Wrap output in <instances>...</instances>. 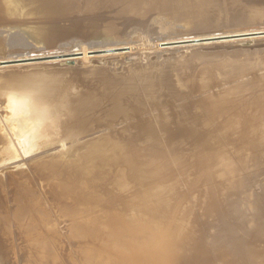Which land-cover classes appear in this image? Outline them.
Returning <instances> with one entry per match:
<instances>
[{
    "label": "bare ground",
    "instance_id": "1",
    "mask_svg": "<svg viewBox=\"0 0 264 264\" xmlns=\"http://www.w3.org/2000/svg\"><path fill=\"white\" fill-rule=\"evenodd\" d=\"M81 5L87 17H81ZM61 12L69 14L67 23L73 35L101 41L57 54L49 52L56 41L52 29H21V20H30L28 16ZM162 16L191 30L264 21V0H0L2 68L7 69L11 62H22L18 67L77 62L79 55L82 59L92 52L100 53L99 60L110 55L102 52L132 48L139 40L169 45L172 30L168 21L152 19ZM246 34L253 33L211 34L186 46L233 43L236 40L225 38ZM22 48L33 51L15 50ZM198 53L179 64L177 73L174 69L170 76L162 66L148 61L123 70V79L107 78V66L90 61L77 71L67 67L44 70V74L26 72L12 76L11 82L0 77V104L4 105H0V124L4 126H0V145L4 146L0 155L35 158L29 156L27 146L20 147L19 139H35L38 148L48 144L47 150L60 144L56 159L37 161L28 172L58 173L61 178L67 171L71 182L78 180L86 188L73 200L66 191H46L36 178L30 181L40 190L32 195L25 189L22 192L29 195L14 197L13 214L1 201L0 264H215L214 255L221 264H264V214L257 216L244 204L254 194H264V172L256 188L250 176L238 173V162H222L230 148L241 147L245 134L256 136L249 132L253 127H262L264 133V49L205 53L208 57ZM133 74L140 81L126 79ZM222 83L228 86L220 91ZM148 100L151 104L147 106ZM147 109L158 112L147 116ZM2 111L10 119L3 118ZM179 141L191 142L193 150L176 155L169 146ZM67 143L76 145L71 159L62 158ZM258 158L264 161V146L253 157ZM215 160L223 170L215 181L221 190L207 194L205 200H199L200 194L194 190L180 195L172 191L186 184L185 180L174 183L178 172L191 170L200 176L206 174V167L215 166L210 165ZM119 163V171H112ZM193 166L197 170L190 168ZM139 168L150 173L148 180L136 181ZM261 169L264 171V162ZM130 182L140 184L130 186ZM40 196L49 205L50 215L45 209L30 210ZM105 204L107 214L94 210ZM196 208L201 214L195 213ZM133 211L139 217L132 216ZM36 214L44 221L54 219L52 227L42 228ZM212 219L217 222L213 227L209 224ZM191 226L197 228L196 233H188L194 231ZM200 226L213 232L212 238ZM249 237L256 249L246 247ZM95 250L99 255L93 254Z\"/></svg>",
    "mask_w": 264,
    "mask_h": 264
},
{
    "label": "rangeland",
    "instance_id": "2",
    "mask_svg": "<svg viewBox=\"0 0 264 264\" xmlns=\"http://www.w3.org/2000/svg\"><path fill=\"white\" fill-rule=\"evenodd\" d=\"M83 6L82 5H81V7L78 6V9L80 11V15H81V17H87L89 14L84 12L85 9ZM160 11H163V9L156 10L155 12L160 13ZM68 15L69 14L67 12H61V13L55 14V15L52 14V15H43V16H28V18L30 17L29 18L30 20L27 21L26 18L22 19L20 26H22L21 29L27 30L30 32H32L34 29L37 30L39 28L40 29H46V30L52 29L51 31L55 32L54 36L56 37V39H55L56 41L55 40L54 41L56 43L55 42L52 43V45H54V46H51L52 48L49 49V52L50 51L53 52V50H54V52H57V54H59L61 51L62 52L63 51L64 52L71 51V49H75L76 47H82V46L85 47L86 43H88V42H99V41H101L100 39L85 40V38L82 36L73 35L72 34L73 31L71 32V30L69 29L70 28L69 22L67 23ZM9 17H11V16H9ZM167 18L168 17H166V16H162V17H157V18L153 17L152 19H154L153 22H159L158 20L160 19L165 24L168 21L167 27L170 30H172L171 33H169V35L167 37L170 40V42H169L170 44L169 45H163L162 44L163 41H157V42L151 44L149 39L144 40V41L139 40L136 42L137 45L132 47V48H127V49L120 50V51L116 50V51L109 52L108 54H110V55L102 56L105 58V59L103 58L104 60L108 61L107 65H106L107 67L104 66V67H106L104 69H106L108 71L107 78H114V77L122 78L120 73H122L123 70L125 71V69L139 68L140 66L147 65L148 61H149L148 64H150V63L153 64V62H154V63L162 66L161 68L164 69L165 74L167 76H170L172 74L171 72L174 69H175L174 70L175 73H177L176 71H178L179 64L183 63L184 61H186L187 59H189L193 55L197 54L198 52H200L198 54L203 53L205 55V57L209 56V54H207L208 56L205 54L208 52L197 51L198 49H203V46L202 47L200 46L201 48L200 47L199 48L196 47L193 49L187 48V46L190 47V45H195L196 42H192V41H194L198 37L201 38L202 36H206V35L209 36L211 34H219L218 36H220L223 33L222 32L216 33L217 31H221L224 29L226 30V29L245 28V27H250V26H259V25H262L260 23H264V21L259 19V20H256V22L240 21L237 24H229V25H222V26H217V27H213V28L192 29L191 30V29H189L185 26H182V25H180V27H179L178 23H175L172 20H168ZM41 20L44 22H42ZM44 23H46V24H44ZM54 24H56V25H54ZM57 24H59V26ZM61 25H63V26H61ZM60 27H61V29H60ZM248 32L252 33L254 31H245V33H248ZM226 33H229V32H226ZM234 33L240 34V33H243V31H234L233 34ZM254 34H256V33H254ZM74 38L77 40H75ZM160 38L161 37H158L156 39L160 40ZM251 39L264 40V36L258 37V38L254 37ZM235 40L236 41L235 42L233 41V43H237V42L242 41L240 39H238V40L235 39ZM71 41H75V42H71ZM171 41H173V42H171ZM181 41L183 43H181ZM188 41H191V42H188ZM31 42L33 43L34 41L31 40ZM40 42L43 43L45 41L41 40ZM60 42H61V45H60ZM41 43H39V44H41ZM68 43H70L73 46H71V48H70V47L64 45V44H68ZM192 43H195V44H192ZM62 44L64 45L65 48L62 46ZM197 44H200V43L197 42ZM227 44H232V42L227 43ZM180 45H181V48L178 47ZM184 45L185 46L187 45L186 48ZM74 46H76V47H74ZM209 46H212V45H208L204 48H209ZM22 49L23 50H21V49L20 50L15 49V50L17 52H20V51L21 52H26V51L31 52V51H33V49H27V50H26V48L25 49L22 48ZM189 49L190 50L197 49V50L196 51H187ZM262 49H264V48H262ZM238 50H250V49H235V50H231L228 52H233V51H238ZM254 50H261V49H253L252 51H254ZM222 51H225V50H222ZM212 52H221V51H212ZM113 53H117V55L116 54H115L116 56L111 55ZM127 53H129V54H127ZM178 53H179V56H177V57L167 58V59L163 58V56L165 54H178ZM12 55H14V53L10 54V56H12ZM102 55H106V54H102ZM210 55L213 56V54H210ZM98 56L99 55L90 57L88 55L82 59H81L82 55H81V57L78 56V58H80L78 61H81L82 65L81 66L75 65L72 67H68L67 69H71V70L74 69L75 71H77V69H81V67L82 68H84L85 66L87 67V65L90 64V61L98 60L97 59ZM11 59H14V58H11ZM153 59H156V61H154ZM99 60H102V58H100ZM1 62H2V60H0V69H2L3 71L0 72V73H2V74H0V77H7V80H6L7 82H9V81L11 82L12 76L17 75V74H27V73L28 74H31V73H40L41 74L44 70H48V69H43V70L42 69H34L33 72H32V70H31V72H30V70H28V71L20 70L21 71L20 72L19 70L13 69L16 65H13V66L11 65L10 67H8L9 69L8 68L7 69L2 68L4 66V64H2ZM46 64H55V63H46ZM164 66H165V68H164ZM20 67H23V66H20ZM53 69H55V68H53ZM67 69L66 68H64V69H61V68L57 69L56 68V70H67ZM37 70H39V71L42 70V71L39 72ZM49 71H55V70H49ZM23 72H25V73H23ZM44 73L45 72H43V74ZM45 75H47V74H45ZM139 75H141V74H139ZM229 75H234V74H229ZM138 77H139L138 75L135 77V75L133 74V76H130V75L126 76V79L131 78L134 81H140V79ZM226 86H228V85H225L224 83H222V85H219L220 91L223 88H225ZM202 96H205V95L203 94ZM152 103L155 104L153 101H152ZM150 104H151V100H148L147 106ZM0 105H2V104H0ZM2 106H4V105H2ZM146 112H147V116H148V115H152L153 113L156 114L158 111L156 112V110L147 109ZM2 113H3V111H2ZM3 115H4L3 118L10 119V118L5 116V113H3ZM0 126H2V124H0ZM2 128H4V126H2ZM261 129H262V127H253L252 131L249 130V132H253L254 134H256V136L249 134V133L245 134L244 138L241 142L242 143L241 147L230 148L232 150H229L228 152H226L224 154V156H225L224 161H222V162H225V164L238 162L237 163V166H239V172L238 173L244 172L245 176H250L252 178V184L256 188L258 187L257 182L263 181V172H264L263 169H261V163L264 161L262 159H259V158L253 159V157L256 156V152H258L260 150V148L264 146V133ZM3 133H4V131H3ZM234 134H231V136H229V138L231 137L233 139ZM17 142L20 145V147L21 146H23V147L27 146L28 151L32 153L29 156L35 155V158H26L25 159V158H22L21 155H19V156L17 155V157L12 158V156H10V155L9 156H5V155L1 156L0 155V202L1 201L4 203L6 202L8 204V206L10 207L9 209L12 212V214L14 211H16V209L14 208L15 204L13 205L14 197H17L18 195H24V196L29 195V194L23 193L25 189H26V191L30 190V193L32 195H34L33 191L36 193L37 191L40 190L38 184L36 182L32 181L33 179H36V178H38L45 185L46 191L55 192L57 189L59 191H66L67 196H69L73 200L76 196L80 197V196H78L77 192L81 188L82 189H86V188L78 180H76V182H71L72 178H70V176L68 175L69 173L67 171H66V173H64L62 175L64 178L63 177L59 178V175H61V174H58V173H55V174L48 176V174L43 175L42 173H39L36 175L32 172H28L33 167L34 163L37 161H41V162L47 161V160L52 161V160L56 159L57 158L56 152L62 147L60 144L54 145L52 148L50 147L51 149L47 150V147L49 146L48 144L43 143L42 144L43 147L38 148L39 144L35 139L29 138V140L25 139L23 141L21 139H19ZM171 145L172 146H169V148H175V150L177 152L176 155H185V154H188L190 151L193 150L192 143L188 142V141H179L176 144H171ZM69 146H71V144H69V143H67L65 145V149H64V153L62 155V158H65V159L70 158L71 159L73 157V152H74V154L76 153L77 150L74 151V148L76 145L74 147L71 146L73 148H71ZM3 147H4L3 144H1L0 150L3 149ZM159 147L163 148L161 146H159ZM260 155L263 157V154H260ZM251 157H252V159H251ZM226 161H228V162H226ZM212 163H214L215 166L213 168H210V166L206 167V169H207L206 174H203L200 176L199 175L195 176L194 175L195 172H193L191 170H186L185 173L178 172V174L174 176V180H175L174 183L176 185H178L179 183H181V181L185 180L186 184H185V186L177 187L176 190L172 189V191L176 195H180L185 190H187L189 192L194 190V191H196V193L198 192L200 194V197L198 198L199 200H205L207 197V194L210 193V195H211L213 192L221 190V188L219 186H217L215 181L220 180L219 176L223 173V170L221 168L222 166H220L216 160L214 162H211L210 165ZM115 165L116 166L112 168V171H119V169L121 168V163L115 164ZM165 165H167V164H165ZM141 168H139V170L137 172V176H136L137 182L140 180H144V179L148 180V178L150 177V173L143 171ZM190 168L196 169L194 166L190 167ZM15 178H17V179H15ZM30 179H32V180L30 181ZM27 180L29 181V183ZM150 181L154 182L152 179ZM30 182H32V184L34 183L35 185L34 184L32 185ZM72 183H75V185ZM139 184H135L134 182H130V186L133 185V186L138 187ZM28 185H29V187H28ZM220 185H221V187H223L222 183H220ZM21 187H22V189H21ZM126 194H129V192L127 191ZM210 195H208V197ZM40 197L41 198H37L38 200L34 199L35 201L31 206L32 209L30 208V210L32 211L34 209L35 210L45 209L47 214L50 215L51 209H49V205L45 204L46 202L42 196H40ZM184 200H187V199L184 198ZM184 200H179V201H182L181 203H183V205L185 206L186 203ZM236 201H238V200H236ZM231 202L237 203L234 201H231ZM232 203H230V204H232ZM244 204H245V206L250 207L255 212V215L260 216V215L264 214V194L263 193L254 194L253 196L248 198L244 202ZM94 210L96 212H98L100 215H104V214H107L109 212V208L106 204L94 207ZM195 210H194L195 213L201 214L200 209L196 208ZM32 213H33V211H32ZM132 216H138L139 217L138 212L133 211ZM138 217H136V220ZM36 218L35 219L38 220L39 223L42 222L41 224L44 226L42 228H44V229L51 228L52 224H53L52 222H54V219H53V221H51L49 219L44 221V220H42L41 216L39 218L38 214H36ZM138 222L143 224V221L141 222L139 220ZM202 222H204V221H202ZM202 222H201V224H202ZM50 223H52V224H50ZM215 223H217V222L213 219L211 221H209V224L211 225V227L217 225ZM194 225L197 226V224H194ZM202 226H203V224H202ZM202 226H200L202 231L204 233L207 232L206 234L212 238L213 232H211L209 229L203 228ZM191 227H193V226H191ZM193 228H194V231L188 232L189 234H193V233L197 232V228H195V227H193ZM225 242H227V241H225ZM245 242H250L249 244L245 243L246 247H248L249 249H251V250L256 249V247L253 244L254 240L252 239V237L246 238ZM208 245H209V243H208ZM230 245H235V244L231 243ZM209 247H212V246L210 245ZM238 247H240V249H242V246H238ZM251 250H248V251H251ZM244 252H247V251L244 250ZM99 253L100 252L98 250H95L93 254L99 255ZM76 255H77L76 253L75 254L73 253L74 260H75V258L77 260ZM213 259L215 260L216 263L221 264L219 261H217L215 259V255H214Z\"/></svg>",
    "mask_w": 264,
    "mask_h": 264
},
{
    "label": "water",
    "instance_id": "3",
    "mask_svg": "<svg viewBox=\"0 0 264 264\" xmlns=\"http://www.w3.org/2000/svg\"><path fill=\"white\" fill-rule=\"evenodd\" d=\"M264 26H250V27H245V28H236V29H224L221 31H217L216 33H226V32H234V31H254L252 32L253 34H246V35H240V36H232V37H227L225 39L228 40H235V39H240L242 40L241 42L237 43H232V44H214L212 46H209V48H203V49H195V50H187V51H203V52H212V51H231L235 49H262L264 48V40H255L251 38H258L264 36ZM256 33V34H254ZM103 54H108L109 52H102ZM100 53H89L90 57L96 56ZM179 56L178 54H165L163 58H174ZM81 57V55H79ZM71 58V57H70ZM156 61V59H153ZM108 63L107 60H92L93 65H99V66H106ZM3 64V63H2ZM23 64L22 62H11L8 65H16L13 69L15 70H22V71H28V70H34V69H53V68H67V67H72L75 65L81 66L82 62L75 60H67L63 62H58L55 64H36V65H29V66H23V67H18L17 65ZM5 66V64H4ZM3 71V70H1ZM0 71V72H1Z\"/></svg>",
    "mask_w": 264,
    "mask_h": 264
}]
</instances>
